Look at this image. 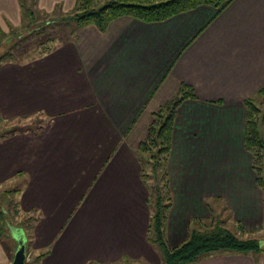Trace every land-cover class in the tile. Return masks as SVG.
Segmentation results:
<instances>
[{"label": "crops", "instance_id": "obj_1", "mask_svg": "<svg viewBox=\"0 0 264 264\" xmlns=\"http://www.w3.org/2000/svg\"><path fill=\"white\" fill-rule=\"evenodd\" d=\"M55 1H65L67 11L76 0L40 4L50 10ZM20 14L19 0H0L4 30V18L18 26ZM64 43L54 56L0 65V116L46 120L0 140V184L24 177L18 209L39 214L42 236L53 234L33 233L32 251L48 252L41 264L160 259L147 239L152 211L137 151L153 114L183 82L197 99L183 102L175 119L168 242L185 241L195 218L216 215L225 226L216 201L231 212L235 233L262 236L264 195L244 147V100L264 85V0H231L221 10L201 5L152 23L124 16L104 33L78 27ZM84 47L92 48L88 58ZM55 219H68L58 222L65 223L57 237ZM19 229L27 246L24 227L11 229L12 241L19 247ZM5 241L0 237V264H12L17 249ZM193 264H264V252H216Z\"/></svg>", "mask_w": 264, "mask_h": 264}, {"label": "trees", "instance_id": "obj_2", "mask_svg": "<svg viewBox=\"0 0 264 264\" xmlns=\"http://www.w3.org/2000/svg\"><path fill=\"white\" fill-rule=\"evenodd\" d=\"M230 1L76 0L71 9V14L65 16L63 19L70 22L75 21L78 27L94 25L102 32H105L113 20L124 16H130L147 23L160 22L201 5H210L221 10ZM19 4L22 20L17 27L24 25L23 15L26 14V11L24 14L22 11V6L25 8L23 0H19ZM9 23H6L8 27ZM48 25H52V21L40 22L34 20L26 24V30L21 32H37ZM8 29L9 31H6L0 25V45L13 44V41L10 42V37L8 36L10 35V31L16 32L18 37L21 35V33H18L20 31L11 30V27ZM194 99H197L194 87L190 83L183 82L178 94L153 114L154 119L148 128L147 136L140 143L137 151L142 167V179L148 188V202L152 209L147 237L148 242L160 251L163 257V264H193L200 258L216 252L262 253L264 252V239L255 237L245 238L246 233L242 229L240 234H236L223 226L222 221L219 220V216L216 215H211L209 223L202 219H194L190 225L189 235L182 243L172 246L168 242L167 222L173 205L168 162L172 149L174 124L180 105L186 100ZM260 101L261 103L264 102V85L253 97L244 100L246 107L244 147L252 156V169L256 174V182L264 195V109L261 108ZM221 102L219 101L218 103ZM3 121L7 125L11 122L14 123V121L6 120L0 116V124ZM22 130L16 127L7 130L0 135V140L17 132H23ZM150 180L154 184H149ZM19 191L16 190V192ZM14 206L16 211H19L18 203L15 202ZM5 214L4 210L0 211V237L3 241L5 239L13 240L12 235L8 233L7 229V226H10V221L13 219H7L8 217ZM39 218L40 215L37 214V216L30 217L29 219L34 224H37L40 220ZM20 227L17 226V228ZM27 239L29 243L28 236ZM30 241H32L31 237ZM17 245L16 243L14 246L15 251L18 247ZM26 250H28L27 246ZM36 254L34 258H31L25 264H41L48 252Z\"/></svg>", "mask_w": 264, "mask_h": 264}, {"label": "rangeland", "instance_id": "obj_3", "mask_svg": "<svg viewBox=\"0 0 264 264\" xmlns=\"http://www.w3.org/2000/svg\"><path fill=\"white\" fill-rule=\"evenodd\" d=\"M49 1H53V0H49ZM64 2L65 1L58 3L55 1L52 7L50 8V10H47L46 7L41 6L40 0H23L25 8L22 6V11H23V14L26 11V14L23 15L24 25L20 27H17L13 23H11V21L7 17L4 18L5 24L6 22H10L9 27L12 28L11 30L20 31L18 33H21V35L20 37H18L16 32L10 31V35L8 36L10 37V42L13 41V44L11 45L1 44L0 45V59H1L0 63L2 64L6 61L8 62V61H14V60L25 63L28 58L33 59L32 61L33 63L40 57H46L47 55L54 56L59 51L58 49H61L60 48L61 46L62 47L65 46L64 42H71V40L73 41L74 38H76L77 36L78 25L75 21L70 22V21H65L63 19L65 16H69L71 14V9L67 11L63 10ZM65 7H66V2H65ZM21 20H22V13L20 14V23H21ZM34 20L40 21V22L52 21V25L43 27V29H40L37 32L35 31L31 33H28V31L21 32V31L26 30V24L31 23ZM90 26H94V25H90ZM94 27L98 30V32L104 33L101 30H99L96 26ZM7 31H9V29ZM71 49L72 48H70L69 50ZM84 49L85 50L83 51V55L84 57L86 56V58H88L89 55L93 53L92 48L84 47ZM69 55H70V52H69ZM89 66L91 67V64H89ZM77 72H79L78 69H77ZM91 72H92V68H91ZM89 74L90 72L88 73L87 70L84 71L85 77H87ZM84 82H86L85 78H84ZM259 103H260L261 108L264 109V102L261 103L260 101ZM42 118L40 117V115H36L32 118L20 119L14 123L11 122L8 125L3 121L0 124V135L6 132L7 130L13 129L14 127L20 128V129L31 128V129L36 130L45 124L46 120ZM23 182H25L24 177L21 179L15 178L12 182L5 183L4 185L0 184V211L4 210L6 212L5 215H7L8 217L7 219H13L12 221H10L11 223L10 226L9 227L7 226L9 234H11L12 232L11 229L14 230L17 228V226H21L25 228L26 235L29 237V243L27 245V249H28L27 259L30 260L31 258H34L37 255L36 252L32 251L31 249L34 231H36V239H40V237H42L44 239L50 240L49 238L53 234L52 232H46V235L42 236L45 233L41 225V222L43 219L39 220V224L37 225V228H36V224H34L33 221L29 219L30 217L37 216V215H34L31 212L24 213V212H21L20 210L16 211V208L14 206L16 202V193H17L16 190L18 191L20 190V187L22 186ZM151 183L154 184L152 180H150L149 184ZM147 204L149 205V202H147ZM213 205L215 207V211H217V214L225 218L224 219L225 224H226L225 226H227L230 230L235 232L236 228L233 227V222L230 216L231 212L229 211V209L225 210L224 204L220 201H216ZM140 213H141V216H143V212L141 211ZM106 215H107V212L105 211V209H98V217L100 219H103V217L105 218ZM205 218L206 217L198 218V219H205ZM148 219H150V215H148ZM66 220L68 219H55L56 221L55 227L57 226L56 227V237L59 236L58 233L62 229L65 223L64 222L58 225V222L60 223V221L63 222ZM50 231H53V230L51 229ZM21 233H22V230L19 229V235H17L16 237L19 238L21 236ZM236 234H238V232ZM258 234H262L260 238L264 239V229L262 233L260 232ZM30 237L32 238V241H30ZM244 237L245 238H248V237L257 238L258 236L256 237L251 234V235H245ZM5 243L6 245H9L10 241L9 242L5 241ZM11 243L12 245H15V243L12 240H11ZM137 262L144 263V261H137ZM152 264H163V257L160 256V259L158 261H155V263H152Z\"/></svg>", "mask_w": 264, "mask_h": 264}, {"label": "water", "instance_id": "obj_4", "mask_svg": "<svg viewBox=\"0 0 264 264\" xmlns=\"http://www.w3.org/2000/svg\"><path fill=\"white\" fill-rule=\"evenodd\" d=\"M17 239H18L19 247L17 248L12 264H25L27 261V253H26V245H25L26 241L25 239H23V237H19Z\"/></svg>", "mask_w": 264, "mask_h": 264}]
</instances>
